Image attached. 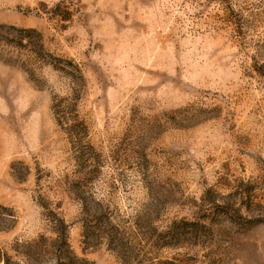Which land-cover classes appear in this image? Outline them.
I'll return each mask as SVG.
<instances>
[{
    "label": "rangeland",
    "instance_id": "obj_1",
    "mask_svg": "<svg viewBox=\"0 0 264 264\" xmlns=\"http://www.w3.org/2000/svg\"><path fill=\"white\" fill-rule=\"evenodd\" d=\"M0 264H264V0H0Z\"/></svg>",
    "mask_w": 264,
    "mask_h": 264
}]
</instances>
